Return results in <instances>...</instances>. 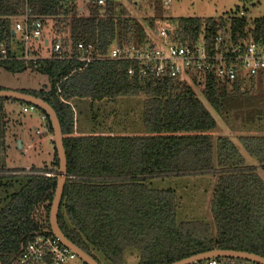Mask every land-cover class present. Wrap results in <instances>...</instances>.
Returning a JSON list of instances; mask_svg holds the SVG:
<instances>
[{
  "label": "trees",
  "instance_id": "obj_1",
  "mask_svg": "<svg viewBox=\"0 0 264 264\" xmlns=\"http://www.w3.org/2000/svg\"><path fill=\"white\" fill-rule=\"evenodd\" d=\"M27 5L31 18L49 27L51 45L62 42L63 58L31 53L24 60L20 49L12 51V24L23 13L24 0H0V45L8 58L0 61V70L48 80L47 90L22 93L43 99L60 124L67 178L57 224L64 237L97 264H123L127 251L136 254L137 264H173L215 249L264 258V180L257 173L264 172V135L234 142L221 136L216 121L232 118L241 132L264 134L255 125L264 96L250 95L246 79L226 84L207 76L192 81L207 108L186 81L131 77L130 63L103 60L116 44L141 46L148 40L143 23L129 12L134 6L129 0L102 7L82 0H27ZM226 18H180L174 36L186 43L203 31L211 39L227 24L234 43L264 42V17ZM78 43L91 45L95 59L79 61ZM125 98L138 99L135 110L119 113L115 106ZM7 101L0 99V147ZM245 156L257 166L247 165ZM55 161L57 167L56 156ZM46 174L0 170L6 193L0 197V264H12L35 236L50 234L57 171ZM186 176L214 181L208 222L178 220L180 197L150 185Z\"/></svg>",
  "mask_w": 264,
  "mask_h": 264
},
{
  "label": "rangeland",
  "instance_id": "obj_2",
  "mask_svg": "<svg viewBox=\"0 0 264 264\" xmlns=\"http://www.w3.org/2000/svg\"><path fill=\"white\" fill-rule=\"evenodd\" d=\"M157 4H141L129 8L133 18L142 22L148 38H153V29L150 23L154 24V30L161 27L174 32L177 20L180 18H199V19H219L223 22L227 16L232 14L239 16L244 13L248 20L264 17V0H171V3L164 6L161 1ZM43 38L48 42L45 46L40 42L29 41L27 44L28 53H35L40 58H49L51 52V34L49 27H44ZM11 50L20 49L24 55L25 42L17 33L14 35V41L10 43ZM183 83L179 82V84ZM186 83L196 92L198 98L208 108L201 97L200 91L187 80ZM48 80L45 76L38 73L24 72L22 74L12 75L6 71L0 70V90L12 92H38L47 90ZM247 89L250 95L258 94L264 96V72H259L254 78L247 80ZM137 98L121 99L115 108L119 113L128 110H135ZM122 102V103H121ZM133 107H132V106ZM4 115V136L0 147V170L3 172L9 170H46L48 175H54L57 171L55 166V150L53 145L52 133L47 128V122L42 119V113L33 108L27 113H22V105L17 102L7 101L3 103ZM261 109V115L255 125L264 128V108ZM137 112V110H136ZM82 119L85 118L84 116ZM221 128V136L229 137L233 141L234 135H243L240 131V123L230 118L227 123L222 119L216 118ZM87 123V122H85ZM89 128V124H85ZM36 131L39 133L37 134ZM260 134V133H258ZM264 135V134H262ZM20 142V147H18ZM236 142V141H235ZM238 149L243 152L238 144ZM246 161L256 164L255 161L245 156ZM257 165V164H256ZM257 173L264 180V172L258 170ZM5 175L11 173H4ZM14 174V173H13ZM18 174H26L19 172ZM5 181V180H4ZM213 179L208 176H186L181 178L153 180L151 188L167 190L171 189L180 197V206L177 211L178 220L184 219H203L209 221L208 205L211 198ZM211 185V186H210ZM10 193V190L7 191ZM6 193L0 189V197ZM123 264H137L136 254L127 251L124 254ZM73 264H82L76 259ZM102 264H107L102 262Z\"/></svg>",
  "mask_w": 264,
  "mask_h": 264
},
{
  "label": "built area",
  "instance_id": "obj_3",
  "mask_svg": "<svg viewBox=\"0 0 264 264\" xmlns=\"http://www.w3.org/2000/svg\"><path fill=\"white\" fill-rule=\"evenodd\" d=\"M124 5L127 0H82L84 4L102 7L106 2ZM134 6L139 3L153 6L161 1L164 6L171 0H129ZM240 13L239 16H242ZM44 25L39 20L31 18V11L24 0V10L21 16L12 24V35L16 33L25 42L24 60L31 59L27 44L29 41L40 42L44 45ZM228 25L223 24L211 39H207L203 31L186 43H180L174 32L161 27L153 31V38H148L141 46L114 45L103 58L113 62L130 63L128 76H136L143 80L161 81H193L205 77H214L216 80L231 84L237 80L254 78L259 72H264V42L243 40L234 43L230 39ZM48 45V42H47ZM45 45V46H47ZM79 61L90 62L92 57L91 45L78 43L76 45ZM51 52L55 58H63V45L56 41ZM7 49L0 45V61L7 60ZM33 108L23 106L22 113ZM45 120V117H42ZM46 121V120H45ZM38 134L39 132L36 131ZM47 177L51 175L46 174ZM76 255L64 247L50 233H41L33 238L22 250L16 261L12 264H73ZM194 264H257L241 260L211 259Z\"/></svg>",
  "mask_w": 264,
  "mask_h": 264
},
{
  "label": "water",
  "instance_id": "obj_4",
  "mask_svg": "<svg viewBox=\"0 0 264 264\" xmlns=\"http://www.w3.org/2000/svg\"><path fill=\"white\" fill-rule=\"evenodd\" d=\"M44 45H47V41L44 42ZM0 99L14 101L23 105L31 106L32 108H36L48 119L47 128L50 129L52 133L53 145L57 159L56 186L48 215L50 233L60 242L61 245L71 250L82 264H97L91 257L86 255L83 251L68 241L61 233L57 224L59 205L67 175L66 157L62 144V134L60 124L54 110L43 99L21 92L0 90ZM20 146V142H18V147ZM211 259H231L264 264V258L253 254L217 249L194 255L173 264H194Z\"/></svg>",
  "mask_w": 264,
  "mask_h": 264
},
{
  "label": "crops",
  "instance_id": "obj_5",
  "mask_svg": "<svg viewBox=\"0 0 264 264\" xmlns=\"http://www.w3.org/2000/svg\"><path fill=\"white\" fill-rule=\"evenodd\" d=\"M259 135H262V134H258V133H245L243 135H234L233 134V141L235 142L236 141V138H238L239 136H243V137H247V136H259ZM247 165H251V166H257L256 164H251V162H248L246 161Z\"/></svg>",
  "mask_w": 264,
  "mask_h": 264
}]
</instances>
